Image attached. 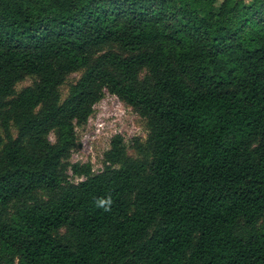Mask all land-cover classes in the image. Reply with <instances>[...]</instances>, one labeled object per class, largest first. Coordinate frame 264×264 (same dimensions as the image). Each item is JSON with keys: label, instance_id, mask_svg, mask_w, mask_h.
<instances>
[{"label": "trees", "instance_id": "1", "mask_svg": "<svg viewBox=\"0 0 264 264\" xmlns=\"http://www.w3.org/2000/svg\"><path fill=\"white\" fill-rule=\"evenodd\" d=\"M216 1L0 0V264H264V0ZM105 90L149 135L94 173Z\"/></svg>", "mask_w": 264, "mask_h": 264}, {"label": "rangeland", "instance_id": "2", "mask_svg": "<svg viewBox=\"0 0 264 264\" xmlns=\"http://www.w3.org/2000/svg\"><path fill=\"white\" fill-rule=\"evenodd\" d=\"M221 0L214 3L215 10L219 9ZM249 5L252 0H239ZM145 70L140 71V78L145 74ZM82 70L70 73L64 83L59 87L60 100L62 101L69 93L70 85L81 76ZM34 76H27L17 83L16 90L31 85ZM10 132L12 136L16 135L17 127L10 123ZM78 146L72 151L71 162L80 164H89L94 173H98L103 168L104 152L110 147V139L115 134H120L129 156L135 159L142 158V153L136 146L138 141L145 146L149 128L147 120L140 116L132 107L116 95L104 91L102 98L94 105L93 111L87 121L75 125ZM0 135L3 131L0 127ZM50 140H54V135L49 134ZM1 149V146H0ZM71 180L78 181L82 178L70 175ZM10 210V209H9ZM11 215V212L9 211ZM66 229L62 228L57 232L58 237H65Z\"/></svg>", "mask_w": 264, "mask_h": 264}, {"label": "clouds", "instance_id": "3", "mask_svg": "<svg viewBox=\"0 0 264 264\" xmlns=\"http://www.w3.org/2000/svg\"><path fill=\"white\" fill-rule=\"evenodd\" d=\"M111 201L110 200H100L98 201V205L100 207H105V205H110ZM105 210L107 211L108 209L105 208Z\"/></svg>", "mask_w": 264, "mask_h": 264}]
</instances>
